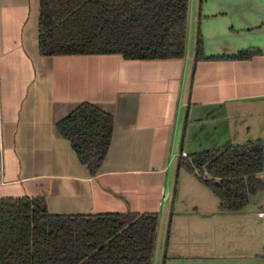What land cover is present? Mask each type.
I'll use <instances>...</instances> for the list:
<instances>
[{
  "label": "crops",
  "instance_id": "1",
  "mask_svg": "<svg viewBox=\"0 0 264 264\" xmlns=\"http://www.w3.org/2000/svg\"><path fill=\"white\" fill-rule=\"evenodd\" d=\"M39 21L40 0H0V198L44 197L52 214L158 213L152 264H264V189L222 212L178 169L181 155L243 141L264 113V0H190L182 58L45 56ZM83 103L114 117L96 176L57 130Z\"/></svg>",
  "mask_w": 264,
  "mask_h": 264
},
{
  "label": "trees",
  "instance_id": "2",
  "mask_svg": "<svg viewBox=\"0 0 264 264\" xmlns=\"http://www.w3.org/2000/svg\"><path fill=\"white\" fill-rule=\"evenodd\" d=\"M189 7L190 0H40V53L182 58ZM202 57L199 36L196 60ZM57 130L96 176L110 149L114 117L83 103ZM178 169L195 174L218 197L220 211L240 212L264 189V143L181 155ZM158 225V213L52 214L44 197L0 198V264H152Z\"/></svg>",
  "mask_w": 264,
  "mask_h": 264
},
{
  "label": "rangeland",
  "instance_id": "3",
  "mask_svg": "<svg viewBox=\"0 0 264 264\" xmlns=\"http://www.w3.org/2000/svg\"><path fill=\"white\" fill-rule=\"evenodd\" d=\"M251 123H253V126L250 129L249 135L247 137L246 136L242 137L243 139L240 140L243 141H239V143H236L235 145L252 142L259 139H261L264 143V113L253 115ZM161 234H162V241H164L165 232L162 230ZM154 264H160V263L159 261H155Z\"/></svg>",
  "mask_w": 264,
  "mask_h": 264
}]
</instances>
